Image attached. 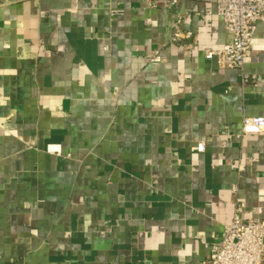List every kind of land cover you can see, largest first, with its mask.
<instances>
[{"label":"crops","instance_id":"1","mask_svg":"<svg viewBox=\"0 0 264 264\" xmlns=\"http://www.w3.org/2000/svg\"><path fill=\"white\" fill-rule=\"evenodd\" d=\"M230 40L193 0H0V264H202L264 220V83L203 56ZM250 49L264 79V23Z\"/></svg>","mask_w":264,"mask_h":264},{"label":"built area","instance_id":"2","mask_svg":"<svg viewBox=\"0 0 264 264\" xmlns=\"http://www.w3.org/2000/svg\"><path fill=\"white\" fill-rule=\"evenodd\" d=\"M183 0H167L170 7H178ZM205 5L206 9L214 7L221 18L224 28L231 40L220 48H205L203 56L218 67L236 71L242 85L259 88L264 79L260 75L248 74L243 70L246 59L251 55V42L255 27L264 23V0H193ZM120 15L121 11L112 10ZM186 17L176 14L170 33V42L178 43L183 38L193 35L191 30H184ZM151 61H161L155 56ZM242 135L264 134L263 116H245L241 121ZM194 151L202 153L205 143L198 142ZM43 151L48 154H62L59 143H47ZM209 254L202 264H263L264 263V220L260 218L244 219L241 208L236 206L231 221L225 225L221 238L209 244Z\"/></svg>","mask_w":264,"mask_h":264}]
</instances>
